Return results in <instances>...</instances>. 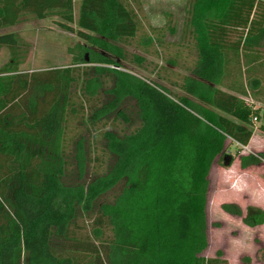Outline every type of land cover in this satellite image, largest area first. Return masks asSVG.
<instances>
[{"label":"trees","instance_id":"obj_1","mask_svg":"<svg viewBox=\"0 0 264 264\" xmlns=\"http://www.w3.org/2000/svg\"><path fill=\"white\" fill-rule=\"evenodd\" d=\"M72 2L15 0L9 17L0 0L1 23L58 16L80 39L71 64L22 71L23 40L0 35L10 51L0 68V264H229L222 251L202 255L209 177L228 139L247 146L254 118L264 132V0H189L182 42L196 59L182 73L170 57L161 82L123 64L141 23L125 0H81L77 14ZM164 30L176 34L171 19L153 29L161 45ZM127 100L139 117L131 132L98 127L113 114L130 123ZM263 161L264 151L240 155L242 168ZM221 208L264 224L259 207Z\"/></svg>","mask_w":264,"mask_h":264},{"label":"rangeland","instance_id":"obj_2","mask_svg":"<svg viewBox=\"0 0 264 264\" xmlns=\"http://www.w3.org/2000/svg\"><path fill=\"white\" fill-rule=\"evenodd\" d=\"M15 0H7L9 17L14 16L11 3ZM81 0H73L74 13L79 11ZM125 2L138 15L140 23V32L138 40L128 46H124L126 59L123 64L130 70H135L151 81L161 82L158 77L160 66H168L170 57H178V71L186 73L185 67L196 59V53L193 41L182 42V31L184 24L189 18L190 3L189 0H125ZM75 16V15H74ZM171 19V25L175 27L176 34H171L164 30L165 45L156 43L157 27H166ZM65 23L58 16L44 18L34 17L32 13H27L19 17L14 24L0 22V35L13 33L20 36L24 44L21 46L25 61L21 65L22 71L42 70L50 67H64L72 62V55L68 52L70 46L80 41L75 35V31L68 30L61 26ZM73 29H77L74 22L67 23ZM153 38L154 42L149 46L141 44V39L145 36ZM183 43L180 49L179 44ZM190 47L192 50H190ZM194 48V49H193ZM143 57L144 61H138L136 57ZM10 59V51L7 47L0 49V68ZM124 70V69H123ZM167 86V84L163 83ZM111 82L108 81V87ZM179 95H184L180 89L171 87ZM123 107L129 111L133 107V112H129L130 123L122 118L114 116L109 117L107 124L98 127L106 130L109 127L128 133L138 124L139 117L136 112L134 101H124ZM114 122V123H113ZM91 122L88 124L90 125ZM114 125V127L112 126ZM257 126L258 121H257ZM85 128V127H84ZM256 142L249 146L250 153H259L264 151V134L260 129L255 130ZM85 140L94 141L93 133L84 132ZM262 138V139H258ZM258 139V140H257ZM103 143V141L99 142ZM75 146V145H74ZM241 147L231 139L227 141L225 156L230 155L233 162L230 166L225 165L224 158H218L214 163L210 174V189L208 193L207 219H208V239L209 246L202 253L205 257H213L218 251L224 253L229 264H259L257 256L260 259L261 253L258 250L264 246V225L249 229L243 223L242 217L226 214L222 207L223 203H236L241 206L246 213L248 206H256L264 209V163L259 167L242 168L238 161L240 155L249 154L242 151ZM72 169H75L72 163ZM96 164L90 163V170L86 178L90 176L95 169ZM113 194H110L111 198ZM263 243V244H261ZM264 264V263H263Z\"/></svg>","mask_w":264,"mask_h":264},{"label":"crops","instance_id":"obj_3","mask_svg":"<svg viewBox=\"0 0 264 264\" xmlns=\"http://www.w3.org/2000/svg\"><path fill=\"white\" fill-rule=\"evenodd\" d=\"M223 90H225V91H229V90H227L226 88H222ZM229 92H231V91H229ZM231 93H234V92H231ZM260 101H263V100H257V107H263L264 108V104L263 103H261ZM262 111H263V109H262ZM261 121L260 122H258V124L259 125H261ZM262 131V130H261ZM262 133L264 134V132L262 131ZM255 137H256V135H255V133L253 132V135H252V137H251V139H250V142H249V144L247 145V146H251L252 144H255V142H256V139H255ZM258 139H262V138H258ZM257 139V140H258ZM229 140V139H228ZM264 141V139H262V141L261 142H263ZM233 142H236V141H233ZM236 143H238V142H236ZM240 144V143H239ZM256 145V144H255ZM247 155V154H246ZM238 161H239V163H240V157L238 158ZM263 163H264V161H263ZM214 165V164H213ZM259 166H263V164H261V165H259ZM259 166H254V167H259ZM251 167V166H250ZM211 174V173H210ZM210 178V177H209ZM237 203V202H236ZM227 214V213H226ZM229 215V214H228ZM264 225V224H263ZM247 226V225H246ZM260 226H262V225H260ZM256 227H259V226H256ZM256 227H249V226H247V228H249V229H254V228H256ZM261 244H263V243H261ZM262 247H264V246H261L260 247V249L262 248ZM260 249L258 250V254H259V251H260ZM227 259V258H226ZM257 262L259 263V264H263V262L258 258V256H257Z\"/></svg>","mask_w":264,"mask_h":264},{"label":"built area","instance_id":"obj_4","mask_svg":"<svg viewBox=\"0 0 264 264\" xmlns=\"http://www.w3.org/2000/svg\"><path fill=\"white\" fill-rule=\"evenodd\" d=\"M250 101L253 102L252 100H250ZM249 104H250V103H249ZM253 123H254V127H255L254 129L257 130V129H258V126L256 125V124H257V119H256V118L253 119ZM238 144H239V143H238ZM239 145H241V144H239ZM241 147H244V149H245V150L242 149V150H243V151H242L243 153H246V150H248V153H249V154H255V153H250V152H252V151L249 150V149H250L249 146L241 145ZM247 155H248V154H247Z\"/></svg>","mask_w":264,"mask_h":264},{"label":"water","instance_id":"obj_5","mask_svg":"<svg viewBox=\"0 0 264 264\" xmlns=\"http://www.w3.org/2000/svg\"><path fill=\"white\" fill-rule=\"evenodd\" d=\"M225 165L230 166L233 162V158L230 155L225 156L224 158Z\"/></svg>","mask_w":264,"mask_h":264},{"label":"flooded vegetation","instance_id":"obj_6","mask_svg":"<svg viewBox=\"0 0 264 264\" xmlns=\"http://www.w3.org/2000/svg\"><path fill=\"white\" fill-rule=\"evenodd\" d=\"M225 158V157H224Z\"/></svg>","mask_w":264,"mask_h":264}]
</instances>
